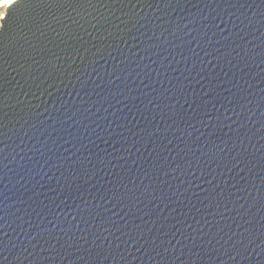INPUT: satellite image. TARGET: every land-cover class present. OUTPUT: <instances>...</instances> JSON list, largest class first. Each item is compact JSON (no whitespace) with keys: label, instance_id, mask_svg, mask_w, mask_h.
Listing matches in <instances>:
<instances>
[{"label":"water","instance_id":"1","mask_svg":"<svg viewBox=\"0 0 264 264\" xmlns=\"http://www.w3.org/2000/svg\"><path fill=\"white\" fill-rule=\"evenodd\" d=\"M0 264H264V0H22Z\"/></svg>","mask_w":264,"mask_h":264},{"label":"snow or ice","instance_id":"2","mask_svg":"<svg viewBox=\"0 0 264 264\" xmlns=\"http://www.w3.org/2000/svg\"><path fill=\"white\" fill-rule=\"evenodd\" d=\"M20 2H22V0H0V7H2V10H0V21H3V23H0V31L3 30V28L5 27V25L7 24L9 20V17L12 15L14 9L17 7V5ZM39 2L56 4V3L65 2V0H39ZM67 2H71V0H67ZM86 2L91 3L92 0H86ZM54 19L56 18L54 17ZM93 19H95V17H93ZM45 23L47 24L48 21L46 20ZM56 23L61 25L64 29H71L73 25L81 29L84 28V24H82L80 20H77L74 17H72L70 14L68 15L67 22L56 19ZM48 27L52 28V25L48 24ZM93 27H95V25H93ZM52 31L56 32L54 28H52ZM56 35L60 36V33L56 32ZM66 35H69L70 39L74 38L73 33L71 31L66 32ZM80 39H82V37H80ZM56 59L60 60L61 58L57 56ZM51 67L53 71H59L63 66L62 64L57 63V64L51 65ZM49 74L51 75L52 73L50 72Z\"/></svg>","mask_w":264,"mask_h":264},{"label":"clouds","instance_id":"3","mask_svg":"<svg viewBox=\"0 0 264 264\" xmlns=\"http://www.w3.org/2000/svg\"><path fill=\"white\" fill-rule=\"evenodd\" d=\"M0 10H2V7H0Z\"/></svg>","mask_w":264,"mask_h":264},{"label":"rangeland","instance_id":"4","mask_svg":"<svg viewBox=\"0 0 264 264\" xmlns=\"http://www.w3.org/2000/svg\"><path fill=\"white\" fill-rule=\"evenodd\" d=\"M1 23V22H0Z\"/></svg>","mask_w":264,"mask_h":264}]
</instances>
